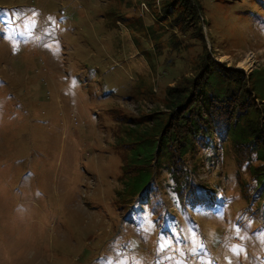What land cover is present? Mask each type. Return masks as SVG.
Segmentation results:
<instances>
[{
    "label": "rangeland",
    "instance_id": "rangeland-1",
    "mask_svg": "<svg viewBox=\"0 0 264 264\" xmlns=\"http://www.w3.org/2000/svg\"><path fill=\"white\" fill-rule=\"evenodd\" d=\"M113 1L0 0V264H264V191L217 138L195 172L215 201L168 181L160 208L140 196L129 121L190 60L156 56L146 5L130 21ZM201 1L210 55L247 74L264 124V0Z\"/></svg>",
    "mask_w": 264,
    "mask_h": 264
},
{
    "label": "trees",
    "instance_id": "trees-1",
    "mask_svg": "<svg viewBox=\"0 0 264 264\" xmlns=\"http://www.w3.org/2000/svg\"><path fill=\"white\" fill-rule=\"evenodd\" d=\"M113 2L129 14L130 21L133 14H139V4H145L146 16L148 13L153 16L148 24L155 55L165 58L177 54L180 59L190 60L188 70L184 69L159 92L150 95L156 104L153 112H139V105L137 119L129 121L133 130L126 147L138 149L139 168L128 162L124 151L120 158L128 172L140 169L145 176L138 190L140 196L144 193L148 201L160 208L159 185L168 181L166 189L180 203L195 207L203 202L204 195L215 201L207 184L195 174L198 150L213 143L215 138L232 154L237 181L245 189L252 187L255 193L263 192L264 124L258 102L242 69L220 64L210 55L203 33L206 22L202 1ZM121 119L126 122L125 117ZM162 173L165 177L160 181L157 175Z\"/></svg>",
    "mask_w": 264,
    "mask_h": 264
},
{
    "label": "bare ground",
    "instance_id": "bare-ground-1",
    "mask_svg": "<svg viewBox=\"0 0 264 264\" xmlns=\"http://www.w3.org/2000/svg\"><path fill=\"white\" fill-rule=\"evenodd\" d=\"M129 54H130V57L134 60L132 62V65L140 67L141 65H140L139 58L135 54V51H134V49L132 47L129 48ZM251 63H252L251 62V58L248 55L245 58H243V60L239 63V66L243 67L244 69H250L251 68Z\"/></svg>",
    "mask_w": 264,
    "mask_h": 264
},
{
    "label": "built area",
    "instance_id": "built-area-1",
    "mask_svg": "<svg viewBox=\"0 0 264 264\" xmlns=\"http://www.w3.org/2000/svg\"><path fill=\"white\" fill-rule=\"evenodd\" d=\"M137 108V105H136V107H135V109ZM135 109H132V112H133V110H135Z\"/></svg>",
    "mask_w": 264,
    "mask_h": 264
}]
</instances>
